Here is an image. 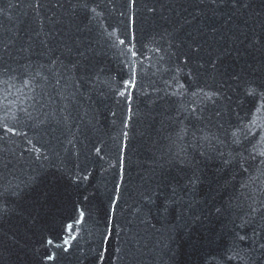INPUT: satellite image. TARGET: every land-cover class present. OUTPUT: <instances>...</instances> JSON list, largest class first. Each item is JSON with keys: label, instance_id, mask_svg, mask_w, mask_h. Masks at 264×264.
<instances>
[{"label": "water", "instance_id": "water-1", "mask_svg": "<svg viewBox=\"0 0 264 264\" xmlns=\"http://www.w3.org/2000/svg\"><path fill=\"white\" fill-rule=\"evenodd\" d=\"M0 264H264V0H0Z\"/></svg>", "mask_w": 264, "mask_h": 264}]
</instances>
